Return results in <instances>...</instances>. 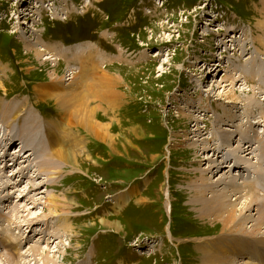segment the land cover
<instances>
[{
    "label": "rangeland",
    "instance_id": "obj_1",
    "mask_svg": "<svg viewBox=\"0 0 264 264\" xmlns=\"http://www.w3.org/2000/svg\"><path fill=\"white\" fill-rule=\"evenodd\" d=\"M21 2L0 0V102H6L12 113H21L15 121L10 117L16 142L8 152L18 149L21 126L32 114V122L39 117L41 127L33 126L38 145L34 163L43 153L56 156L62 146L75 159L63 164L53 183L48 172L38 171L36 165L32 181L29 167L21 181L13 176L14 185L0 189V264H46L41 256L48 252L47 264H201L196 247L215 241L198 240L239 225L200 220L190 205V182L202 181L199 177L210 183L237 174L242 194L257 195L251 211L264 217L261 109L226 99L232 87L238 101L254 91L263 101L264 45L258 41L264 31L261 0H44L43 13L33 24L32 3ZM38 46L46 50L37 53ZM36 53L42 61L48 60L41 64ZM257 54L263 58L260 82L243 76L249 73L250 57ZM237 66L244 74L237 72ZM72 70L81 71V77L74 79ZM95 72L113 80L117 100L113 107L94 98L92 106L100 107L93 120L106 128L101 138L88 133L67 109L60 111L63 106L53 97L64 86L74 88L82 78L92 85ZM228 78L236 79L233 85ZM222 103L234 112L232 124L243 123L247 143L241 142L242 148L252 150L249 157L257 163L250 168L253 162L239 161L207 173L203 170L208 166L207 150L214 163L221 161L222 152L235 161V154L227 150L234 139L227 133L225 141L217 133L232 119L225 115L227 119L220 121ZM86 115L81 117L84 122ZM198 126L199 141L194 137ZM63 129L65 135L60 134ZM11 168L5 175L13 173ZM124 194L133 196L120 206ZM50 197L62 206L54 214L47 202ZM251 211L246 213L250 219ZM29 219L34 221L27 223ZM251 225H243L245 233L256 232L250 231ZM2 235L14 240L8 249ZM235 237L223 243L224 256L232 255L236 264H264V249L259 252L258 246L245 257H235L243 244L240 235ZM16 245L15 257L8 255Z\"/></svg>",
    "mask_w": 264,
    "mask_h": 264
},
{
    "label": "bare ground",
    "instance_id": "obj_2",
    "mask_svg": "<svg viewBox=\"0 0 264 264\" xmlns=\"http://www.w3.org/2000/svg\"><path fill=\"white\" fill-rule=\"evenodd\" d=\"M16 1L19 4L22 3L21 0H16ZM43 2H44V0H34V1L30 0L29 3H32L31 8L33 10V13H30V16H33L34 19H36L35 21L32 22V24L36 23L38 21L37 17H39V15H41L43 13V10H44V8H42ZM262 3H264V0H261L260 4H262ZM48 8H49V6H48ZM48 8H47V10L49 12H51L53 14L55 13L54 9H52V8L48 9ZM259 12L261 14L264 12L263 6L260 7ZM202 34L208 35L209 33L204 31ZM25 39H26V41H28L27 36ZM40 39H41V36H40V38L38 36L37 40L35 39V42L37 43V41H40ZM258 39L257 40L260 42L263 41V45H264V31H263V34H260L258 36ZM223 41L224 40L222 39L221 43H223ZM225 42H226V40H225ZM229 49H230V46H229ZM44 50H46V49L43 47L39 48V46H38L35 51L37 53H39L40 51L42 52ZM234 50H236V47H234ZM222 52H223V54H224V52H227V47ZM37 53L34 54L35 58L41 60L40 55ZM223 54L220 53V55H221L220 57H222ZM44 55L47 56L50 54L45 53ZM252 57H253V60L251 59L249 61V63H250L249 73L244 74V70H241V68L238 66L236 67L237 72L240 71V74H244L243 76H247L251 81L255 80V81L260 82L262 79L261 78L262 77V67H261L262 63L261 62H263L261 59H263V58L262 57L260 58L258 54L255 56L252 55L250 58H252ZM222 58H224V57H222ZM43 60L44 61L41 60V64H43L45 61H47L48 58H45ZM259 60H261V62H259ZM217 67L215 68V70L217 69ZM91 68L94 70V66H91ZM205 69H207L206 66H205ZM71 74L73 75V78L76 79L82 73L79 70L77 72L75 70H72ZM53 75H54V72H53ZM96 75H97V78L95 77ZM57 77L60 78L61 76H57ZM227 77H230V76L228 75ZM92 79H93V84L89 85V86L86 85V83L84 82V80L82 78V82H80V83L77 82L76 84L74 83L73 84L74 88H72V89H68L66 86H64V87H62L63 91L62 90H60V91L54 90L56 93L53 95V97L58 99V100H56V101H58L57 103H59L61 106H63V108H59L60 111H62V109H67L68 112L70 111L71 117L73 116L74 120L79 119V125L81 124L84 127V129H86V131L88 133L92 134L93 136H95L97 138H101V135L106 136V132L104 130L106 128L100 122L98 123L96 120H93L94 118L97 119V114L99 112V107H100V106H92L94 103H96V101H95L96 99H94V98H100V101L104 102L105 105L110 104L113 107H115L117 100L115 98L116 95H114V91H113V87H114L112 85L113 80L107 78L106 76H104V74L98 75V74H96V72L94 73V76L92 77ZM228 79H232V81H230L229 85L230 84L233 85L234 82L236 81V79H234V78H228ZM72 83L73 82H71L70 84H72ZM113 84H115V82ZM0 85H1V82H0ZM55 88L57 89L58 87H55ZM253 89L255 90V87H253ZM229 92L230 93L226 97L228 102L229 101L233 102V103L245 102V104H247L251 108L257 107V108L261 109V113H262L261 117L263 119L262 122H264V108H263L264 107V98H263L262 102H261V100H257V98H256L257 95H256V92L254 91V94L246 95L245 98L243 99L244 101L241 99H240V101H238V99H237L238 97H235V93L232 90V87L230 88ZM66 93H68L67 94L68 97H64V95H66ZM237 103L235 105H237ZM98 104H99V102H98ZM222 106L224 108L222 110L224 112V114L221 115L220 119H222V120H220V121L223 122L224 120L227 119L225 115H227L228 117H232V119H228L230 121V123L222 124V126L220 125L221 128L217 130V133L219 136L223 137V140H225V135L227 136V139H229L230 135L234 139L233 143L231 142L232 144L231 143L229 144L227 150L229 152L232 151V153L235 154L234 155L235 161L232 162L231 159H229L230 157H227L225 155V152H222L221 156H219L221 158V161L218 164L214 163V161H211V160H213L212 156H210L211 151L207 150V153H206V146L204 145L203 150L206 153V155L204 156V159L207 160L208 166L206 168H204L203 170H204V172H207V173L212 171V169H215L216 167H219V168L221 167V169H222V167L226 168L228 166H231L232 164L235 166L238 164L239 161L241 163L253 162L250 159L249 154H253L254 152L252 153V150H250L249 148H247V150L243 149L242 148L243 145H241V142H243L244 144L247 143L244 141V138L242 137V135L245 134V131L243 130V126H242L243 123L242 124H232L234 117H235L233 110H229V109L225 108L223 103H222ZM262 109H263V111H262ZM15 112H16V114H14ZM15 112L12 113V109L7 108L6 102H4V101L0 102V114H1V119H0V189H1V191H4L6 188L10 189L12 184L14 185V183H15V182H13L14 178H11V177L16 176L18 178H20V177L23 178L26 175V171H27V169H29V167H32V169L29 171V177H28L29 179L28 180L32 181V178L34 177V170H35V169H33V167L36 168V165L38 166V171L48 172V175L51 177V182L52 183L55 182L54 179H55V177L56 178L59 177V175L57 176V174H60L59 171H61L63 164H66L67 161L73 162V160L75 159V156H74L75 154H71L68 151H64V149L62 148L63 146H62L59 149H57L56 154H55L56 156H52V154H45L44 155V153H43V156L41 157L42 159H39L37 161V164H35L32 155L34 152H36L38 150L37 149L38 145L36 144L37 138L35 136V132H34L35 129L33 130V126L35 123H37V126H35L36 129H38V127H40V125H39L40 118L39 117L36 118V116H35V120L32 122V114L30 115V117H27L28 119H26V120L23 119L24 121H23V124L21 126L22 133L20 134L21 135L20 142H19L20 144L18 146V149L17 150L14 149L15 151L12 154H10L8 152V147L10 148L12 145H14L16 142V139H15L14 135H12V133H11V128H9V125H10L9 120L11 117L15 121L16 117H19L21 115V113L20 114L17 113V110ZM195 112L196 111H193V113H192L193 115H191V116H193L195 121H197L198 115H195L196 114ZM85 113L87 114L86 115V118H87L86 122H84L83 119L81 118V117L85 116ZM60 114H62V113H60ZM197 125H198V123H197ZM51 128H52V126H51ZM199 129H201V128L198 126L194 130L196 133H198L197 135L194 136L195 138L197 137L195 140H198L199 131H201ZM54 130H57L56 127ZM255 132H256V134H258V131H255ZM32 133H33V135H32ZM227 133H229L230 135ZM57 134H59L58 130H57ZM60 134L65 135L66 130L65 129L60 130ZM238 136H239V138H237ZM199 137H200V135H199ZM212 137H213V135H212ZM62 138L64 140V137H62ZM103 138H104V136H103ZM234 142L237 143L236 146H234V144H236ZM81 144L82 143H80V145ZM33 145H35V146L33 147ZM40 145H41V143H40ZM82 148H83V146H82ZM29 150L30 151L32 150L33 152L31 154H29ZM210 150H211V148H210ZM238 152H239V154H238ZM8 155H12V156L8 159ZM255 157H258V155L255 154ZM252 159H254V156L252 157ZM53 160H56V162L54 164H52ZM228 160H230V161H228ZM25 163H28V164L26 165ZM255 163H257V162H255ZM255 163L253 162L252 165H250V168L254 167ZM10 165H12V166H10ZM32 165H34V166H32ZM72 165H75V163H73ZM20 166L22 167L21 169H20ZM7 167L8 168L12 167L11 170L13 173L12 174L9 173L8 174L9 176L5 175V173H4L6 171ZM245 167H247V166H245ZM240 173H241V171L239 170V175H240ZM258 174H260V173H258ZM199 179L202 181L196 182V181L192 180L190 182V183H192L190 185V186H192L190 205L194 208L195 211L198 212V214L200 216L199 217L200 220L201 219H210V222H212L213 224H214V222H216V221L219 222V220H220V221H223L224 224L231 223V224L239 225V228H238V226H237V228H235V227L233 228L230 225H229L230 227H228L226 225L227 227L226 228L224 227V229L221 230V232L218 236H213V237L207 238L205 240L204 239L198 240L200 243H203L205 241H206L205 243L215 241V242H212L209 244L198 245L196 247L197 248L196 251L200 252V254H201V256H200L201 264H236L232 260V259H234V257L232 255L230 256L231 257L230 258L226 255L224 256V254H223L225 252V248H226V246H223V243L225 244V241L227 238L229 241L231 239L236 240V237H235L236 235H240L242 237L241 241L243 242V244H241L238 247V249L236 250L235 257L238 258L240 255L245 257L246 252L252 253L255 250V246H258L259 252L262 251V249H264V233L261 236H258V234L263 232V231H261V229H264V221L262 220V219H264V217L260 218L259 216H255V215H257L256 214L257 212L255 214H253V212L251 211L252 206L257 205V204H255V203H257V201L255 199L257 195H253V197L252 196L249 197L245 194L244 195L242 194L241 188H243V185H242L243 183L238 181L237 174H233V176H230V178L222 176L221 178H219L215 181H211L210 183H208V181H207L208 179H206L205 177L204 178L199 177ZM21 180L22 179L20 178V181ZM204 181H207V182L204 183ZM13 188H15V187H13ZM46 188H49V187L47 186ZM243 191L245 192V189ZM50 193L53 194L52 192H50ZM249 195H251V194H249ZM262 195L263 196L261 198H263V200H264V192ZM24 196H26V195H24ZM132 196L133 195H130V194H124V196H122V198H121L122 203H120L119 205L122 206L123 204L129 202V200L132 198ZM0 199H1V195H0ZM263 200L261 199L262 203H263ZM47 202H48V206H49L51 214H54L57 212V211H55V209H59L60 207H62V206H60L59 201H57L56 197H50ZM70 204L73 205L72 203H70ZM66 206H67V208H71V206L68 204ZM249 211H251L250 213L252 214V217H253L251 219L248 218L249 215L246 214ZM253 211H254V209H253ZM251 220H254L255 223ZM33 221L31 219H29L27 221V223H31ZM102 222L105 224H108L110 226H114V227L116 225V222H110V221L107 222L104 220ZM242 223H243V225L248 224V223H252L250 231H252L254 229V230H256V232L253 231V233L251 232L252 234L245 233L244 226L243 225L240 226V224H242ZM2 236H3V238H4L3 240L6 244L5 246L14 244L13 239H11L10 237L6 238V237H4V235H2ZM238 238L240 239V237H238ZM239 243H240V241L237 244L235 241L236 245H238ZM0 246H1V241H0ZM45 248H43V251H45ZM7 249H8V246H7ZM17 249H18L17 245L15 247L13 246L9 252L11 254H8V255H11V256H12V254L14 255V253L17 252L16 251ZM33 249L34 248L32 247L31 251ZM234 251H235V248L233 250V253H234ZM48 254H49V252L46 253V255L41 256L43 262L46 264L48 263V261L50 259V256L48 257ZM14 257H15V255H14ZM8 258H9V256H8ZM43 258H45V259H43ZM7 260H6V263H7ZM10 261H11V259H10ZM10 263H12V262H10ZM14 263H15V261H14ZM244 264H253V263L252 262L249 263V261L247 263V261H245Z\"/></svg>",
    "mask_w": 264,
    "mask_h": 264
}]
</instances>
